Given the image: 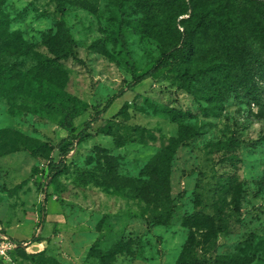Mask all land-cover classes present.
Returning a JSON list of instances; mask_svg holds the SVG:
<instances>
[{
    "label": "rangeland",
    "instance_id": "374dc122",
    "mask_svg": "<svg viewBox=\"0 0 264 264\" xmlns=\"http://www.w3.org/2000/svg\"><path fill=\"white\" fill-rule=\"evenodd\" d=\"M148 1L0 0V232L19 247L0 264H264V81L252 101L242 71L224 78L213 66L223 46L205 28L190 59L128 90L175 43L187 7ZM249 1L195 2L250 17ZM62 25L75 57L59 62L58 86L37 66L54 59ZM244 38L264 52L263 34ZM113 98L53 178L40 226L55 147ZM172 208L169 226L152 225Z\"/></svg>",
    "mask_w": 264,
    "mask_h": 264
},
{
    "label": "trees",
    "instance_id": "16d2710c",
    "mask_svg": "<svg viewBox=\"0 0 264 264\" xmlns=\"http://www.w3.org/2000/svg\"><path fill=\"white\" fill-rule=\"evenodd\" d=\"M142 7H148L150 5L148 0H129ZM187 7L181 9L174 17L175 23L178 22L175 27L176 41L171 48L163 53L162 57L156 62L150 71L136 78L128 85V90L137 86L142 81L146 80L150 76L158 73L163 69H167L173 65H178L180 62H185L190 59L194 53V38L198 36L199 32L207 28L214 32L218 41L222 44L226 60L215 63L213 66L221 68L224 78H228L234 70L237 72H243V80L250 85L248 91L252 97V101H257L260 94V85L264 81V52L259 54L253 52L248 48L247 42L244 38L245 34L249 32L252 34V39H257L262 34L264 35V0H250V17H247L243 12H233L229 10L231 7L229 3L225 5H217L214 8L211 7L207 11L197 7V0H185ZM199 1V0H198ZM235 1V0H233ZM195 2V4H194ZM220 11V12H219ZM185 16L186 19L177 20L179 17ZM247 26V27H246ZM246 27V30H245ZM58 36L54 39L59 41L55 46H51L54 59L44 58L38 64V68L41 69L42 74H48L52 76L56 74L57 78L61 80L58 86H63L66 81V73L62 69L60 61L67 60L75 57V51L72 41L68 36V33L64 26L58 31ZM4 41V35L0 31V54L2 52ZM121 41L124 42L123 37ZM199 73H194L191 80L198 79ZM220 74L215 75L218 76ZM218 79V78H217ZM217 81V80H216ZM218 81H220L218 79ZM123 91L116 95L121 96ZM114 97V98H116ZM113 99L107 101L104 107L100 111H96L95 116L85 124L82 131L79 133H71L68 137L63 139L55 149L59 152L57 161L51 159L47 167V181L42 188L43 201L40 209L41 221L40 226L43 225L46 216L45 204L48 200L47 189L52 184L53 178L58 174L63 173L67 168V159L75 151L77 145L91 136L93 126L100 120V117L104 115L111 107ZM183 143V140H172L171 144L166 149V157L170 159L175 153L176 149ZM29 150L33 151L31 148ZM156 171L157 175H160V169ZM174 216V209H169L166 214H158L154 217L153 226H169ZM43 240L41 238H32L30 244H40ZM17 246V245H16ZM19 249L17 246L16 250ZM15 250V251H16ZM14 251V252H15ZM233 258L228 260V264H232ZM238 264L240 263L237 261ZM178 264H206L204 262L196 263L186 260L180 261ZM243 264V263H240Z\"/></svg>",
    "mask_w": 264,
    "mask_h": 264
},
{
    "label": "built area",
    "instance_id": "2783aa9c",
    "mask_svg": "<svg viewBox=\"0 0 264 264\" xmlns=\"http://www.w3.org/2000/svg\"><path fill=\"white\" fill-rule=\"evenodd\" d=\"M17 246L9 237L0 232V263L9 260L10 254L16 250Z\"/></svg>",
    "mask_w": 264,
    "mask_h": 264
}]
</instances>
